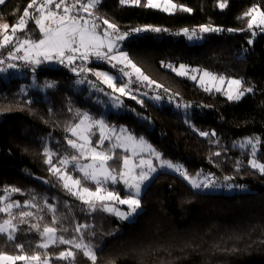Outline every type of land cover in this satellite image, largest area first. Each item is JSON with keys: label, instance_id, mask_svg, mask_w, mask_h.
Here are the masks:
<instances>
[{"label": "trees", "instance_id": "trees-1", "mask_svg": "<svg viewBox=\"0 0 264 264\" xmlns=\"http://www.w3.org/2000/svg\"><path fill=\"white\" fill-rule=\"evenodd\" d=\"M172 1L183 7L169 13L147 7L146 0L138 5L99 0L92 10L98 22L107 19L129 34L124 49L144 76L163 86L158 92L142 90L185 105L176 109L172 103L158 105L149 98L122 96L123 110L108 111L106 121L126 125L134 136L155 146L163 159L182 163L190 177L203 173L216 184L247 190H195L180 175L163 171L145 188L136 220L122 221L102 208L89 209L64 187L47 161L49 150L53 162L77 153L67 143L71 136L67 129L84 113L103 115L104 96L86 80L96 79L90 68L107 64L83 62L78 72L54 61L24 64L23 75L0 79V198L11 193L20 203L11 211L14 224H19L22 212L32 215L19 224L14 241L0 235V252L20 254L16 244H22L24 253L38 252L51 264H93L73 244L37 247L40 231L52 226L66 239H84L96 255L95 264H264V173L250 165L249 151L235 146L237 139L258 134L257 159L264 164V84L250 80L264 75V27H248L251 10L264 11V0ZM29 2L6 0L0 5V21L16 24ZM203 27L217 30L198 35ZM157 28L160 31L153 30ZM185 29L198 38L191 42ZM16 37L43 36L26 18V27ZM15 43L1 49L0 56L8 60L6 49ZM182 64L240 79L242 87L252 91L239 100L229 99L182 77L177 72ZM99 88L109 89L103 84ZM98 137H93L94 144ZM114 153L117 159L109 163L120 171L126 152L115 149ZM5 216L0 215V220ZM33 224L39 232L31 229ZM68 250L74 251L72 259L59 258Z\"/></svg>", "mask_w": 264, "mask_h": 264}, {"label": "snow or ice", "instance_id": "snow-or-ice-1", "mask_svg": "<svg viewBox=\"0 0 264 264\" xmlns=\"http://www.w3.org/2000/svg\"><path fill=\"white\" fill-rule=\"evenodd\" d=\"M128 0H121V3H127ZM141 0H132L134 4H140ZM6 3V0H0V5ZM99 3V0H75V3H70L69 0H30L27 8L22 14L20 20L14 25H0V29H2L3 40L0 41V48H4L8 44L16 41L15 52H24L22 57H17L15 53L10 52L9 57L11 59H23L26 62L32 63L35 62L39 64L41 61L38 57H43L44 59H51L53 56L60 58V63H64V59L66 58L69 64L75 62L76 53H79V56L83 60H88L91 55H95L97 58H107L109 61L117 60L119 63H124L127 61L129 65L139 74L142 75L141 70L136 67L130 60H128L126 53H120L119 57L113 55L109 56V53L113 50V41L111 39H106L110 36V33L107 30L103 32L98 31L99 25L95 22H92L86 19L84 16H81L79 13L84 12L88 16L94 15L92 11L96 5ZM168 7L164 8V11H168L169 8H174L176 5L171 3V0H166ZM54 9L53 10V7ZM147 7H158L154 0H146ZM223 3L220 4V7H224ZM35 9L34 12L30 14L28 9ZM183 11L191 12L190 8H182ZM252 12H256V9H252ZM246 16L251 15V13H246ZM26 18L34 21L35 25L39 29L43 38L39 40H31L29 38H25L20 40L16 37V32L23 31L26 27ZM99 19V18H98ZM103 24L107 25L108 28L112 29L113 32H117V25L114 23H110L107 19L103 20ZM264 26V11L259 12V19L257 16L252 15L251 20L248 24L249 29L253 27V25ZM10 30V33H9ZM141 29H136L135 31H140ZM154 31H160V29H153ZM217 29H210L207 27H203L202 31H215ZM188 30L185 29V33ZM124 35L122 34L116 37L117 40L123 39ZM107 49V51H102V49ZM66 53L69 55L66 56ZM4 63V61H0V64ZM115 67V65H113ZM9 68H15V64H9ZM184 66L181 65V68ZM4 69L0 68V71ZM76 69L74 68L73 71ZM88 71H91L89 69ZM123 71V69H121ZM181 75L185 73H180ZM94 75L97 77H103V82L106 83L110 88H113L116 91L121 93H125V87L117 88L114 83V77L109 75L106 72H95ZM128 75V73H125ZM205 76H212V74L205 72ZM144 80H148L147 76H143ZM192 79H196L195 76ZM212 79H216V77L212 76ZM220 82L223 83V78H219ZM154 83V82H153ZM203 83V81H201ZM241 81L239 80H231L229 81V87L231 85L239 86ZM247 91H252V89H247ZM244 93L242 91H238L236 95L228 94L229 99L239 100ZM77 115H80L77 113ZM98 127L100 129L99 137L94 144L91 136L92 128ZM108 126L105 124L103 120H93L87 113H84L82 118L78 123L70 126L67 131L71 133V136L76 139H68V145L77 151V155H72L71 157H64L60 160V164L68 165L72 163L75 165L80 173H82L83 178L85 180H91L96 184L95 191L90 190L88 187L83 186L82 179L74 178L72 175L68 174L66 171H62L60 167L53 165L54 174L58 175L59 178L64 183V187L68 189L73 195H78L80 199L84 200L85 203L89 204L90 207L94 208L91 199H85V195L89 198L95 197L97 200L103 202L104 200H118L121 204H127L131 209L130 213H122L118 212L122 218L127 219V217L136 212V210L140 207L139 199L129 196L126 199H120L119 195L115 192L108 191L106 195H100L101 193V185L105 181H111L113 183L117 182V175L123 180L125 185L129 188H135L137 194L140 192V182L148 178V174L146 172H140L139 174H135V169L137 167H141L145 164L151 168L150 161L141 160L139 165L134 164L130 157L125 155L122 158L121 164L123 171L117 173L115 169H113L110 165V161L117 159L114 153V149L124 147V144H131L132 151L136 152L137 148L143 146L145 142L141 138L139 143H136V138L131 136L130 134L121 141L119 136L115 135V131L113 129H108L109 134L105 135V129ZM124 132L123 129L120 130ZM201 135H207V133H201ZM115 139L117 142L111 145V148L107 151L102 150L104 148L105 141ZM149 149L151 146L148 145ZM128 149L125 148V151ZM154 151V150H153ZM159 154L157 153V156ZM87 159L90 163L87 164H79L78 162L81 159ZM49 164H52V160L49 159L47 161ZM167 163L169 168H175L177 172H180L181 175L188 178L186 173L181 171L179 166H175L171 163ZM252 167L259 168V170L264 173V164H257L255 161L252 162ZM154 170V169H152ZM68 181H71V186ZM193 187L199 188L201 185L197 183L195 180L191 181ZM207 186V185H205ZM75 189V190H74ZM12 191H19V189L13 188ZM35 207V205H32ZM13 207H20L18 203L15 204H6L4 207H0V213H8L9 219L4 220L0 223V235L6 237L9 241H14L16 239L15 233L19 231V224L27 223L25 217H29L32 215L30 212H22L20 214L21 219L19 224H14L13 220L16 219L12 216L11 209ZM51 207V206H49ZM86 227V226H82ZM31 229H35L36 231H40L39 227L35 224L31 225ZM57 229L52 226H45L43 228L42 236L46 238L48 243H42L37 245L40 248H48L49 243L55 244L57 240L62 244H72L71 240H65L62 236L56 237ZM79 231V227L77 228ZM16 247L20 250V254L11 255L7 252H0V264H17V262H23V264H48L46 259H42L40 253H33L31 255L24 253L23 245L16 244ZM76 248H87V246H82L77 243L75 245ZM89 257L90 260L95 264L96 255L93 251L88 249L84 253ZM74 253L69 250L67 252H61L59 254V258H70L74 257Z\"/></svg>", "mask_w": 264, "mask_h": 264}, {"label": "rangeland", "instance_id": "rangeland-1", "mask_svg": "<svg viewBox=\"0 0 264 264\" xmlns=\"http://www.w3.org/2000/svg\"><path fill=\"white\" fill-rule=\"evenodd\" d=\"M85 2H86V0H85ZM154 2L157 5H159L158 7H154V8H157V9H160V10L164 11V8L168 7V4L166 3V0H154ZM171 3L176 5V7L169 8V10L166 11V12L173 13V12H175L178 9V7H183V6L179 5L178 3H176V2H174L172 0H171ZM126 4H134V3H132V0H128V2ZM51 7H53V10H55L54 6H51ZM256 10H257L256 12H253V15L257 16V18L259 19V12H261L262 10L260 8H256ZM81 16H84L86 19L98 24L99 25L98 31L103 32L104 30H107L110 33V36L108 38H106V39H111L113 41L114 47H113V50L109 53V56L115 55V56L119 57L120 53H126L127 57H128V60H130L133 64H135V61L131 57L130 53L127 50L124 49L125 40L128 39V37H129L128 35L129 34L121 33L120 31L113 32L112 29L108 28L107 25H104V24L98 22L92 16H88V15L84 14V12H83V14H81ZM4 24H8V23L6 21H0V25H4ZM259 27H264V26H259ZM143 30H145V29L142 28L138 32H142ZM0 32L2 33V29H0ZM198 32H199L198 33V35H199V34H203L206 31H202V29H200V30H198ZM9 33H10V30H9ZM122 34H126V35H124L123 39L117 40L116 37L119 36V35H122ZM186 35H187L188 39L191 42H194L198 38L197 33H194V32H191V31H188L186 33ZM22 39H25V38H22ZM22 39H20V40H22ZM29 39H31V38H29ZM2 40H3V37L1 38V41ZM31 40H36V39H31ZM14 46H16V43L14 44ZM102 51H107V49L106 48L102 49ZM23 55H24V52H23ZM67 55H69V53H66V56ZM75 55H76L77 58L75 59L74 63L69 64L66 58L64 59V63L68 67L71 66L72 69L75 68L76 70L74 72H76V71L78 72L81 69V67L82 68L84 67V65H82L83 61L80 58L79 53H76ZM16 56L17 57H22V56H18V55H16ZM38 59H40L41 62L39 64H36L35 62H32V63L26 62L23 59H11V58H9L7 60V58L4 57V59H2V60H4V63L0 64V68L4 69L3 71H0V79L1 78L9 79L12 76H21V75H23L24 74V68H23L24 64L40 65V64H44V63H50L52 61H60V58L59 57H55V56H53L51 59H44L43 57H38ZM88 60H89L90 63H94V64H100V63L101 64H104V63L107 64V67H99L98 65H95L93 68H90L91 69L90 72H92L93 74L95 72H106L109 75H111L112 77H114V83H115L117 88L125 87V93H121L119 91H116L113 88H110L106 83L103 82V77H97L96 75H95L96 76L95 80H90V79L86 80L87 83L90 84V88L92 90H95L96 92H99L101 94V96L102 95L104 96L102 98L103 102H104V106H105V109L103 110V115L101 114L99 116H95L94 114L89 113V112H87V114L93 120H103L105 122V124L108 126V128H106L104 130L105 131V135L109 134L108 129H113L115 131V135L119 136L121 138V141L126 139V137L129 134L136 138V143L137 144L139 143V141L141 139V138H137L136 136H134V134L129 130V128L126 125H123V124H121V125H115V124L111 125V124H108V122L106 121V115H107L108 111H110V110L122 111L123 110V103H122V98H121L122 96H133V97L137 98L138 100H143V98H149V99L153 100V102L158 104V105L159 104H164V103H166V104L172 103V105L176 109H179V108H181L183 106L185 107L184 104L180 103L177 99H175L173 97H164V96H162L159 93H154V92H150V91H144L142 89L140 90L139 88H135L133 90H130L127 87V83L129 81V79L132 76H135L137 78H142L144 76L143 73H142V69L139 66H137L136 64H135L136 67L141 70L142 75L137 73L131 67V65H129L127 63V61H125L124 63H119L117 60L109 61L107 58H97L95 55H91ZM9 64H15L16 67L15 68H9L8 67ZM113 65H115V67ZM182 65L184 66L183 68H181V66L177 68V72L179 74L181 72L185 73L183 75L180 74L182 77L188 78L191 81H195L199 85H201V86L203 85L208 90L219 91V92L225 94L226 96H228V94L236 95L238 91H242L245 94L246 91H247V89H244L242 87V80H240V79L227 78L225 76H219V75H217V74H215L213 72H210L208 70H205V69L203 70V69H201L199 67H188L187 65H184V64H182ZM116 66L127 68V70L121 71V69H117ZM110 68L115 69V71L111 70ZM205 72H208V73L212 74V76L216 77V79L215 80L212 79V76H205L204 75ZM125 73H128V75H125ZM193 76H195L196 79H192ZM221 77L223 78V83L220 82L219 78H221ZM84 78L86 79L87 77L85 76ZM125 78H127V80H125L123 82L122 80H124ZM148 78H150V77H148ZM231 80H239V81H241V84L239 86L231 85V87H229V81H231ZM250 80L252 82L256 83V84H259V85L260 84H264V75L261 74V75H258V76L251 77ZM201 81H203V83H201ZM102 84L106 85V87H108L109 89H104V88L100 89L99 86L102 85ZM244 94L241 96V98L244 96ZM234 100H236V99H234ZM121 129H123L124 132H121L120 131ZM92 133H93V135L91 136V139L93 140V137L96 134H100V129L98 127H93L92 128ZM70 135H71V133H70ZM68 139H76V138L73 137V136H70V138H68ZM142 139L145 142V144L143 146L138 147L136 152L132 151V145L131 144H124V147L116 148V149H121L124 152H126L125 155L129 156L131 161L134 164H136V165H139L141 160L150 161L151 162V168H149L148 165L145 164V165H143L141 167H137L135 169V174H139L142 171L146 172L148 174V178L140 182V192H139V194L136 193L135 188H129L127 185H125V183L123 182V180L120 178L119 175H117V182L116 183H113L111 181L103 182L102 185H101V193H100V195L103 196V195H106V193L108 191L115 192V193H117L119 195L120 199H126L129 196H133V197L139 199L140 207L136 210V212L131 213L127 217V219H125V218H122L117 213L118 212L130 213L131 209L129 208V206L127 204H121V203H119L118 200H104L103 202H101V201L97 200L95 197L89 198V197H87L85 195V199H91L92 203L94 205V208H93V207H90L89 204L86 203L87 207L89 209L102 208L103 210L114 214L115 216H117V218L119 220H122V221L131 222V221L136 220L138 214L143 209V206L141 205V196H142L145 188L151 183V181L154 179V177L158 173L163 172V171L170 172V173L172 172V173H176V174L180 175L195 190H203L205 192H221V193L222 192L223 193H234V192H238V191L247 190V188L245 186H237L235 184H229V185L216 184L214 179H212V178L210 179L209 176H206L203 173L198 174L197 176H194V177H190L185 172V168H184L182 163L175 162V161L168 160V159H163L161 157L160 152L157 150V148H155V146H153L145 138H142ZM116 142L117 141L114 138L112 140L105 141V143H107V146L105 145L102 150H104V151L109 150L111 148V145L113 143H116ZM148 145L151 146V149H149ZM259 145H260V136L258 134H255V135H252V136L243 137V138L237 139L235 141V146L250 152V154H251L250 165L251 166H252V162L253 161H255L257 164H263L262 162H260L257 159V153L260 150ZM125 148H127L128 150L125 151ZM157 153L159 154L158 156H157ZM77 154L78 153L65 155L64 157H71L72 155H77ZM64 157H62L61 159H63ZM49 159L52 160V168H53V165H55L57 167H60L62 171H66L68 174L72 175L74 178L82 179L83 186L88 187L92 191H95L96 184L93 181H91V180H85L83 178L82 173H80L78 171V169H77V167L75 165H73L72 163H69L68 165H62V164L59 163L61 159L59 161H57V162H53L52 152L50 150H49ZM166 162L171 163V164H173L175 166H179L181 168V171L186 173L188 178H185V176L181 175L180 172H177L175 170V168H169L167 166ZM78 163L79 164H87V163H90V161L87 160V159H83L82 158ZM70 168H71V170H70ZM152 169H154V170H152ZM255 169L259 170V168H255ZM121 171H123V168L120 171L116 170L117 173H119ZM192 180H195L197 183H199L201 185V187H199V188L193 187V185L191 183ZM68 183L71 186V181H68ZM120 184H122V185L119 188H117V189H109V188H112V187H117ZM63 185H64V183H63ZM205 185H207V186H205ZM109 186H112V187H109ZM15 203H18L20 205L19 202L15 201V200H13L11 198V193H8V194H6V195H4L3 197L0 198V207H4L6 204H15ZM15 208L16 207H13L11 209V211L13 209H15ZM5 214L7 216H5L3 219H1L0 223H2L6 219H9L8 213H0V215H2V216H4ZM42 232H43V229L40 231V234ZM55 235H56L57 238L61 237L57 233V231H56ZM41 237H42V239L40 241V244L48 243V241L46 240V238L44 236L41 235ZM63 238L65 240H71V239H66L65 237H63ZM71 241L73 242L72 243L73 245H76L77 243H79L82 246H87V248L81 247L84 251H87L88 249L93 251L91 246L89 244H87L84 241V239H82V238H75L74 240H71ZM58 242L59 241L57 240V243ZM49 245H51V243H49ZM71 251L74 253L73 250H71ZM41 258L42 259H46L48 261V264H51V261H50L49 258H43V257H41ZM72 258L73 257H70V258H67V259H72ZM17 264H18V262H17ZM19 264H23V262H19Z\"/></svg>", "mask_w": 264, "mask_h": 264}, {"label": "built area", "instance_id": "built-area-1", "mask_svg": "<svg viewBox=\"0 0 264 264\" xmlns=\"http://www.w3.org/2000/svg\"><path fill=\"white\" fill-rule=\"evenodd\" d=\"M69 2L70 3H75V0H69ZM30 3V2H29ZM28 6V5H27ZM27 6H26V8H27ZM25 8V9H26ZM28 11L30 12V13H32L33 11H34V8L33 9H28ZM22 17V16H21ZM20 17V18H21ZM20 20V19H19ZM18 20V21H19ZM17 21V22H18ZM0 41H1V39H0ZM1 49H3V48H0V50ZM10 52H13V53H15L16 55H18V56H23V52L21 51V52H15V47H9V48H7L6 49V55L7 56H9V53ZM0 58H2V59H4V57L3 56H0ZM82 61L83 62H88L89 60H83L82 59ZM54 62H57V64L60 66L62 63H60L59 61H54ZM116 68L117 69H123L124 71L125 70H127V68H123V67H120V66H116ZM154 82V83H153ZM127 87L130 89V90H133V89H135V88H139V89H144V90H152V91H156V92H158V91H160L161 89H163V86L160 84V83H158V82H156V81H154V80H152V79H150V78H148V80H144L143 79V77L142 78H137V77H135V76H132L130 79H129V81H128V83H127Z\"/></svg>", "mask_w": 264, "mask_h": 264}, {"label": "crops", "instance_id": "crops-1", "mask_svg": "<svg viewBox=\"0 0 264 264\" xmlns=\"http://www.w3.org/2000/svg\"><path fill=\"white\" fill-rule=\"evenodd\" d=\"M0 61H4V60H2V58H0Z\"/></svg>", "mask_w": 264, "mask_h": 264}]
</instances>
